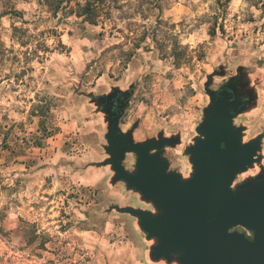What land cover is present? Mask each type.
I'll return each mask as SVG.
<instances>
[{
  "label": "rangeland",
  "instance_id": "obj_1",
  "mask_svg": "<svg viewBox=\"0 0 264 264\" xmlns=\"http://www.w3.org/2000/svg\"><path fill=\"white\" fill-rule=\"evenodd\" d=\"M55 2L0 0V264H176L151 261L135 219L106 210L152 206L87 165L107 156L92 100L129 91L122 130L138 120L136 141L179 133L163 154L183 176L209 74L224 71L213 89L239 76L256 91L234 123L244 141L264 132V0H109L80 16L84 0ZM262 149L264 165V136Z\"/></svg>",
  "mask_w": 264,
  "mask_h": 264
},
{
  "label": "water",
  "instance_id": "obj_2",
  "mask_svg": "<svg viewBox=\"0 0 264 264\" xmlns=\"http://www.w3.org/2000/svg\"><path fill=\"white\" fill-rule=\"evenodd\" d=\"M223 74V70L213 72L204 82L208 103L195 127L196 135L183 150L191 165L188 176L170 169L163 154L166 147L180 144L179 133L165 136L160 131L136 141L133 133L138 120L122 130L120 117L129 91L111 86L108 93L92 100L105 123L102 147L107 156L87 165L108 166L111 185L123 183L126 190L152 206L111 204L106 209L135 219L145 239L152 241L148 248L151 261L264 264V132L244 141L246 126L234 123L239 114L256 107L257 93L246 92L242 82L240 88L224 85L231 90L211 88L214 76ZM118 93L126 100L113 110L112 99ZM129 153L135 156L131 170L123 164ZM255 166L259 167L256 174L235 182L239 174ZM238 226L249 230L251 238L234 230Z\"/></svg>",
  "mask_w": 264,
  "mask_h": 264
},
{
  "label": "flooded vegetation",
  "instance_id": "obj_3",
  "mask_svg": "<svg viewBox=\"0 0 264 264\" xmlns=\"http://www.w3.org/2000/svg\"><path fill=\"white\" fill-rule=\"evenodd\" d=\"M226 83H230L231 86H234V87H238V88H240L241 80H240V77H239V76H236L234 79L228 80V81L224 82L223 84H221V85L219 86L218 90L222 89V87H224V88H226V89H228V90H231L230 88H227L226 86H224ZM118 99H119V100H118ZM242 99H243V100H246V97H243ZM112 100L114 101V105H113L112 109H113V110H117V104L120 103L121 101H125L126 99L124 98L123 95H121V94L118 93L116 96L113 97ZM126 106H127V105H126ZM126 106H125V108H126ZM125 108H124V110H125ZM123 114H124V113H123ZM123 114H122V116H123ZM122 116L120 117V120H121ZM234 230H236V231H238V232H242V233H244L246 236H247V235H250V238H251V236H252V233H251L249 230H246V229L243 228V227L238 226V227L234 228Z\"/></svg>",
  "mask_w": 264,
  "mask_h": 264
},
{
  "label": "trees",
  "instance_id": "obj_4",
  "mask_svg": "<svg viewBox=\"0 0 264 264\" xmlns=\"http://www.w3.org/2000/svg\"><path fill=\"white\" fill-rule=\"evenodd\" d=\"M57 2H55V8L57 7H60V5H61V3L64 1V0H56ZM106 1H109V0H84V3H83V5H79L78 3H77V9L78 10H75V14L76 15H91V12H93V10H94V8H95V11H96V9L99 7V6H101V5H103L104 4V2H106ZM79 9H81L80 11H79Z\"/></svg>",
  "mask_w": 264,
  "mask_h": 264
},
{
  "label": "crops",
  "instance_id": "obj_5",
  "mask_svg": "<svg viewBox=\"0 0 264 264\" xmlns=\"http://www.w3.org/2000/svg\"><path fill=\"white\" fill-rule=\"evenodd\" d=\"M88 169H89V168H87L86 171H88ZM88 173H89V175H91V176H93V177H95V175H96L95 172H88ZM12 175H13V177H16L17 174H16V173H12ZM96 183H99V182L96 181ZM123 215H126V214H123Z\"/></svg>",
  "mask_w": 264,
  "mask_h": 264
}]
</instances>
